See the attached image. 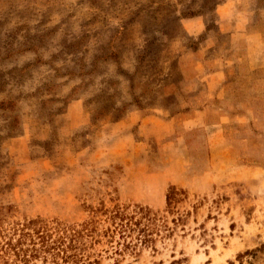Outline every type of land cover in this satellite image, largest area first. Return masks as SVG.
Listing matches in <instances>:
<instances>
[{
  "label": "rangeland",
  "instance_id": "1",
  "mask_svg": "<svg viewBox=\"0 0 264 264\" xmlns=\"http://www.w3.org/2000/svg\"><path fill=\"white\" fill-rule=\"evenodd\" d=\"M0 264H264V0H0Z\"/></svg>",
  "mask_w": 264,
  "mask_h": 264
}]
</instances>
